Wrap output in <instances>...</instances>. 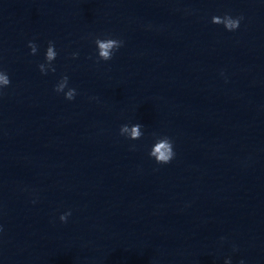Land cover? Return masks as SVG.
<instances>
[{"label": "clouds", "instance_id": "1", "mask_svg": "<svg viewBox=\"0 0 264 264\" xmlns=\"http://www.w3.org/2000/svg\"><path fill=\"white\" fill-rule=\"evenodd\" d=\"M243 19L242 16L232 17L230 14H224L223 16H213L211 22L217 25H223L224 28L228 31H234L239 28L240 22ZM94 43L98 50V61H109L113 58V55L116 51H118L123 46V41L120 39L114 38H104L96 37ZM28 47L31 50L32 55H35L38 51L37 45L33 41H29ZM58 53L55 50V42L49 41L48 47L45 52V63H41L38 65V68L43 75H47L49 71L55 72L56 68L52 65V62L56 59ZM78 53H72V58L76 59L78 57ZM97 61V62H98ZM11 83L9 76L6 72L0 71V89L9 86ZM69 77L67 75H63L59 82L56 84L54 91L57 93H64L65 99L71 101L74 100L77 95V90L75 88L68 87ZM68 89L65 92V89ZM2 94V93H0ZM142 125L136 123L134 125L129 126L128 124H124L120 127V135L126 136L130 140H138L143 136ZM134 145L132 148L134 149ZM149 156L154 158L157 164H168L170 163L174 157L175 152L173 148V141L171 138L167 136L157 137L155 143L152 145ZM71 215V212H66L60 216L61 222H67L68 216ZM2 231V228H0ZM224 239L223 237L221 238ZM235 250V249H234ZM225 264H231L230 259L225 260ZM240 264H244L243 261H240Z\"/></svg>", "mask_w": 264, "mask_h": 264}]
</instances>
